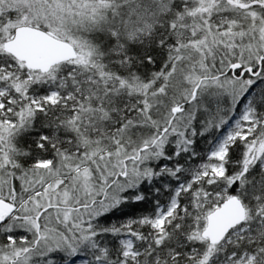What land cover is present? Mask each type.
<instances>
[{
	"label": "snow or ice",
	"instance_id": "snow-or-ice-1",
	"mask_svg": "<svg viewBox=\"0 0 264 264\" xmlns=\"http://www.w3.org/2000/svg\"><path fill=\"white\" fill-rule=\"evenodd\" d=\"M0 264H264V0H0Z\"/></svg>",
	"mask_w": 264,
	"mask_h": 264
}]
</instances>
